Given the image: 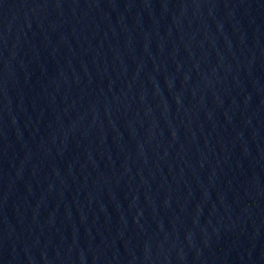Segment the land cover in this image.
I'll return each instance as SVG.
<instances>
[{
    "label": "water",
    "instance_id": "1",
    "mask_svg": "<svg viewBox=\"0 0 264 264\" xmlns=\"http://www.w3.org/2000/svg\"><path fill=\"white\" fill-rule=\"evenodd\" d=\"M0 264H264V0H0Z\"/></svg>",
    "mask_w": 264,
    "mask_h": 264
}]
</instances>
